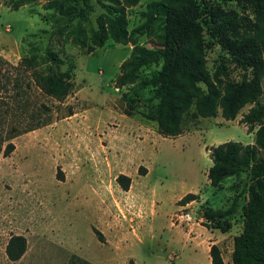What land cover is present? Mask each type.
Listing matches in <instances>:
<instances>
[{"label":"rangeland","instance_id":"1","mask_svg":"<svg viewBox=\"0 0 264 264\" xmlns=\"http://www.w3.org/2000/svg\"><path fill=\"white\" fill-rule=\"evenodd\" d=\"M48 1L0 0V56L16 66L33 54L41 58L49 46L62 58L63 68L74 65L73 88L63 100L43 93L28 73L17 75L8 68L0 74L2 100L11 106L14 91L21 94L4 127L22 130L38 117L46 120L19 131L0 149V264H66L72 254L93 264H212V244L219 247L224 264H232L234 237L243 232L249 201L248 173L211 186L208 148L229 140L254 143L264 117L250 129L241 118L253 105H264V73L257 102L246 104L233 120L223 118L220 108L216 116L195 117L193 106L182 133L163 136L157 121L147 117L144 102L126 113L139 80L160 64L142 68L134 83H115L135 46L159 44V22L147 26L142 13L160 0H90L93 11L82 23L88 45H94L100 25L108 28V7L122 12L129 35L116 42L108 34L105 44L91 52L76 45L66 29L50 33L51 23L42 17L53 13ZM198 1L206 71L222 84L239 81L243 70L205 22H240L225 32L238 40L255 36L262 23L248 3ZM149 94V88L140 92ZM8 142L14 148L6 155ZM258 156L264 157V150ZM121 174L130 179L127 190L118 181ZM189 192L198 198L179 204ZM235 198L236 211L220 228L204 225V208L225 209ZM13 235L26 240L24 254L15 261L5 252Z\"/></svg>","mask_w":264,"mask_h":264},{"label":"trees","instance_id":"2","mask_svg":"<svg viewBox=\"0 0 264 264\" xmlns=\"http://www.w3.org/2000/svg\"><path fill=\"white\" fill-rule=\"evenodd\" d=\"M223 1L250 4L257 20L262 23L261 28H256L255 36L238 40L226 36L225 32L239 27L240 22L219 23L214 26L205 22L208 28L220 34L218 41L222 49L230 53L237 66L243 70L242 78L222 84L217 76L213 80L206 71L202 52L203 11L198 0L151 2L142 14L147 17V26L159 22L160 32L157 33V38L160 42L155 48L135 46L130 57L121 63L120 74L115 83L117 86L134 83L142 68L152 64H160V67L139 80L136 95L126 103V113H131L139 101L144 102L148 105L147 117L157 121L159 132L163 136L173 137L182 133L184 117L193 106L195 117L216 116L217 109L220 108L223 118L233 120L242 107L257 102L262 92L261 77L264 73V0ZM48 7L53 13L42 17L51 23L50 33L66 29L68 35H72L73 42L81 48H87L89 52L95 47H102L108 34L116 42L125 41L129 36L122 12L108 7V28L100 25L94 34V45H88L82 23L93 11L90 0H49ZM8 68L16 70L17 75L28 73L29 80L34 85L57 100H63L72 91L74 65L63 68L62 58L49 46L45 48L41 58L33 54L22 58L16 66L0 56V74H4ZM220 68L223 70V67ZM28 86L30 87V83ZM145 88L150 89L149 96H140ZM12 99L10 106L8 101L5 102L0 97V149L5 140L19 131L26 132L46 123V120L38 117L22 130H18L16 126L6 129L4 124L9 112L17 109L14 108L15 104L21 102L19 90L14 91ZM33 114L37 115L35 112ZM263 117L264 105L255 104L243 115L241 121L250 129L255 123H260ZM13 148V143L8 142L4 154H9ZM259 150H264V124H260L255 131L253 144L244 145L239 141L229 140L208 148L212 164L207 171V177L211 186L217 188L228 177L241 172L248 173L249 186L246 192L249 201L244 214L243 232L234 237L232 264H264V157L258 156ZM118 181L123 189H128L129 177L121 174ZM197 198V194L189 192L178 203L185 205ZM236 206L237 198L225 209H214L210 206L204 208V225L213 223L214 227L220 228L221 223L235 213ZM25 250L24 236L13 235L8 240L5 252L9 260L15 261ZM209 255L212 264H224L216 244L210 246ZM66 264L93 263L72 254Z\"/></svg>","mask_w":264,"mask_h":264}]
</instances>
